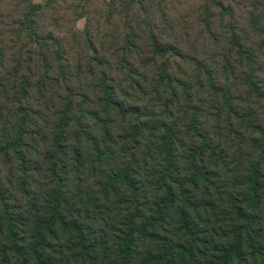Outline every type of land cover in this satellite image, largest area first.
<instances>
[{
	"label": "trees",
	"instance_id": "1",
	"mask_svg": "<svg viewBox=\"0 0 264 264\" xmlns=\"http://www.w3.org/2000/svg\"><path fill=\"white\" fill-rule=\"evenodd\" d=\"M259 16L254 37L237 28L232 53L192 75L151 71L175 51L152 35L121 48L127 89L94 44L92 95L76 84L82 60L77 72L51 63L15 93L0 76V264H264Z\"/></svg>",
	"mask_w": 264,
	"mask_h": 264
},
{
	"label": "rangeland",
	"instance_id": "2",
	"mask_svg": "<svg viewBox=\"0 0 264 264\" xmlns=\"http://www.w3.org/2000/svg\"><path fill=\"white\" fill-rule=\"evenodd\" d=\"M219 1L224 4L219 6L212 0H0V76L4 77L3 87L15 93L28 79L39 77L40 72L44 74L51 63L59 68L67 60L77 72V62L82 60L86 73L76 84L80 83L79 88L88 92L89 85L100 77L89 73L90 61L95 55L91 49L94 44L107 60L99 69L127 89L130 68L122 66L121 48L134 41L149 48L148 45L153 43L152 35L173 46L175 51L158 59L150 70L156 71L161 66L192 75L199 71V60L212 58L215 62L216 58L222 61L232 53L228 38L237 28L254 37L251 17L260 15L264 22V0ZM235 49L234 57L240 54V50ZM179 51H185V54L181 55ZM236 58L240 64L239 57ZM149 61L152 59L147 56L146 62ZM18 68L21 73L17 78L18 75L14 74ZM220 77L226 84L224 71ZM51 81L47 80L48 84ZM230 82L236 88L241 81L239 78ZM216 108L214 104L204 106L203 120L208 118L213 124L215 119L209 118L217 112Z\"/></svg>",
	"mask_w": 264,
	"mask_h": 264
}]
</instances>
